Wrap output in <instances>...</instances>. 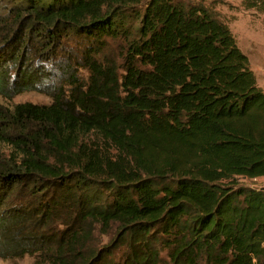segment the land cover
<instances>
[{
    "label": "trees",
    "instance_id": "1",
    "mask_svg": "<svg viewBox=\"0 0 264 264\" xmlns=\"http://www.w3.org/2000/svg\"><path fill=\"white\" fill-rule=\"evenodd\" d=\"M27 91L50 102H0V258L264 264V186L247 182L264 89L208 6L0 0V96Z\"/></svg>",
    "mask_w": 264,
    "mask_h": 264
},
{
    "label": "rangeland",
    "instance_id": "2",
    "mask_svg": "<svg viewBox=\"0 0 264 264\" xmlns=\"http://www.w3.org/2000/svg\"><path fill=\"white\" fill-rule=\"evenodd\" d=\"M185 2H198L208 6L216 16L226 22L236 38L241 50L249 57L251 67L256 75L259 86L264 89V13L253 8H246L244 0H183ZM111 55L118 57L123 42L118 40L110 42ZM49 103L50 98L44 94L27 91L7 100L0 96V102L11 106L18 102ZM251 186H264V176L247 180ZM33 257L25 256L17 260L0 258V264H32Z\"/></svg>",
    "mask_w": 264,
    "mask_h": 264
}]
</instances>
